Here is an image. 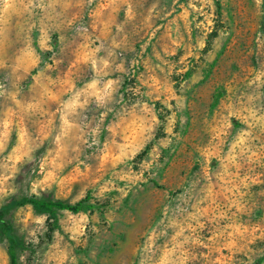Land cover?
Wrapping results in <instances>:
<instances>
[{
    "label": "rangeland",
    "instance_id": "374dc122",
    "mask_svg": "<svg viewBox=\"0 0 264 264\" xmlns=\"http://www.w3.org/2000/svg\"><path fill=\"white\" fill-rule=\"evenodd\" d=\"M0 210V264H264V0H0Z\"/></svg>",
    "mask_w": 264,
    "mask_h": 264
},
{
    "label": "clouds",
    "instance_id": "9594fccd",
    "mask_svg": "<svg viewBox=\"0 0 264 264\" xmlns=\"http://www.w3.org/2000/svg\"><path fill=\"white\" fill-rule=\"evenodd\" d=\"M98 85H101V81L99 79H94L91 84H88L85 86L83 90L80 92H77L72 99L69 101L68 105L66 107L68 108H75V107H81L83 108L87 102H88V97L85 95L88 92V89H96ZM111 88V81H109L107 84L101 85V91L103 92H109V89ZM91 95H96L95 92L91 93ZM110 95V92H109ZM81 96H85V100L83 104L78 103L80 100ZM99 99H103V97H99Z\"/></svg>",
    "mask_w": 264,
    "mask_h": 264
},
{
    "label": "trees",
    "instance_id": "16d2710c",
    "mask_svg": "<svg viewBox=\"0 0 264 264\" xmlns=\"http://www.w3.org/2000/svg\"><path fill=\"white\" fill-rule=\"evenodd\" d=\"M34 206L41 210H46V211H52V210H66L69 212H78L80 209V202L69 205V204H63V203H51V202H33L32 203ZM4 218V213L2 210H0V220L2 221Z\"/></svg>",
    "mask_w": 264,
    "mask_h": 264
}]
</instances>
